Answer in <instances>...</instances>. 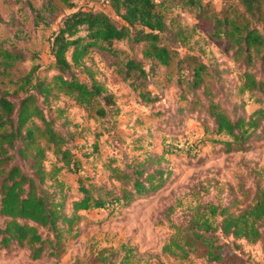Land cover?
I'll return each instance as SVG.
<instances>
[{
  "label": "rangeland",
  "instance_id": "374dc122",
  "mask_svg": "<svg viewBox=\"0 0 264 264\" xmlns=\"http://www.w3.org/2000/svg\"><path fill=\"white\" fill-rule=\"evenodd\" d=\"M202 5L203 10L197 11L195 7H185L180 0H168L159 10L173 33L182 25L188 29L187 35H192L186 46L177 44V51L179 56L197 55L209 67L207 93L216 96L232 117H249L263 106L258 102L260 96L240 93L245 64L235 59L234 49L224 38L211 34L215 17H236L243 13V7L237 0H203ZM78 10L113 14L105 0H0V96L19 102L24 97L20 80L33 67L37 68L34 77L41 80L49 81L57 74L51 43L64 17ZM85 34L81 31L79 35ZM143 49V43L127 39L114 42L113 51L96 48L85 58L95 78L115 96L116 114L90 119L67 97L53 102V109L63 108L66 119L80 125L77 130L72 125L69 129L78 133L71 145L81 167L77 172L64 169L59 178L68 186L67 213L81 198L80 181L116 193L125 187L130 190L134 180L127 179L122 185L113 172L115 168L120 174L142 168V179L162 168L166 178L163 187L136 196L130 204L121 202L80 212L81 219L71 233L64 234L66 241L60 257L45 254L33 260L28 247L13 244L0 249V264H205L207 249L200 243L194 245L187 259L164 254L163 247L178 233V241L184 244L196 221L209 216V205L238 213L251 204L258 188L264 190V121L244 149H231L226 145L229 139L214 131L204 89L195 96L190 93L183 71H178L179 56L169 67L154 66L144 59ZM4 51L18 57L5 74ZM132 58L143 61L148 73L145 79H125L121 62ZM251 71L264 78V62L256 59ZM74 72L81 81L89 82L82 68H74ZM62 123L63 120L56 122L61 130ZM166 148L172 152L158 159ZM148 155L156 157L146 161ZM55 161L49 153L46 168L50 169ZM144 161L146 164L141 166ZM221 221L219 216L212 220V227L218 228L217 235ZM6 222L0 216V226ZM40 233L46 236L45 230L40 229ZM219 240L223 242L221 237ZM226 241L230 244L223 264H264V227L258 242L232 238Z\"/></svg>",
  "mask_w": 264,
  "mask_h": 264
},
{
  "label": "trees",
  "instance_id": "16d2710c",
  "mask_svg": "<svg viewBox=\"0 0 264 264\" xmlns=\"http://www.w3.org/2000/svg\"><path fill=\"white\" fill-rule=\"evenodd\" d=\"M180 1L185 7L203 10V0ZM105 2L112 15L103 11L78 10L64 17L51 43L57 71L51 80L35 78L37 68L33 67L20 80L24 97L19 102L10 100L6 95L0 96V216L7 220L4 227L0 226V249L17 244L28 247L33 260L45 254L60 257L66 241L64 234L71 233L72 227L81 219L80 212L105 209L121 202L130 204L136 196L157 192L164 185L166 178L162 168L147 173L145 179H142L145 174L142 168L124 174L115 168L113 172L122 185L127 179L134 180L130 190L125 187L116 193L95 184L86 186L80 181L81 198L73 202L71 213L65 210L68 186L59 176L64 169L77 172L81 167L75 147L71 145L78 133L69 129L72 123L66 119L65 110L59 106L53 109V102L61 96L67 97L84 109L90 119H105L118 112L115 96L104 82L95 78L85 58L93 49L113 51L114 42L128 39L135 44L143 43V57L154 66L169 67L179 56L177 44L186 46L192 37L187 35L189 31L182 25H178L175 33L172 32L165 14L159 10L165 7L168 0ZM237 2L243 7V13L236 17H215L211 34L215 38H224L234 49L235 59H242L245 64L240 93L260 96L258 102L263 106L249 117L234 118L220 101H216V96L207 93L209 67L199 56H179L178 71H183L187 87L194 96L204 89L203 96H208L207 113L213 119L215 133L227 137L229 141L226 145L231 149L242 150L264 121V78L251 71L256 59L264 62V27H260L264 22V0ZM81 31L86 34L80 36ZM2 56V73L5 74L18 57L8 51L2 52ZM121 64L125 79L135 77L139 81L147 77L143 61L132 58L122 60ZM74 68H82L89 82L81 81ZM133 86L138 88L135 83ZM58 120H63V130L57 127ZM79 127L77 123L72 125L76 130ZM170 152L166 148L157 157L165 159ZM49 153L56 161L47 169L45 163ZM154 157L156 155H148L146 161ZM208 207L209 216H202L196 221L190 234L186 235L185 243L180 244L178 233L163 247L164 254L187 259L194 245L200 243L207 249L205 264H223L230 244L226 241L228 238L255 243L263 237V189L258 188L251 204L238 213L220 210L214 205ZM217 216L222 218L220 235H217L218 228L212 227V220ZM40 229L46 231L45 237Z\"/></svg>",
  "mask_w": 264,
  "mask_h": 264
}]
</instances>
